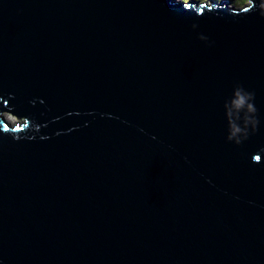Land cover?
<instances>
[{"label":"water","instance_id":"95a60500","mask_svg":"<svg viewBox=\"0 0 264 264\" xmlns=\"http://www.w3.org/2000/svg\"><path fill=\"white\" fill-rule=\"evenodd\" d=\"M0 264H264V0H0Z\"/></svg>","mask_w":264,"mask_h":264},{"label":"rangeland","instance_id":"374dc122","mask_svg":"<svg viewBox=\"0 0 264 264\" xmlns=\"http://www.w3.org/2000/svg\"><path fill=\"white\" fill-rule=\"evenodd\" d=\"M208 3H211L213 0H206ZM210 1V2H209ZM250 0H230L231 5H238V6H243L246 3H249ZM5 115L10 118L13 122L17 121V118L14 115H11L9 113H5Z\"/></svg>","mask_w":264,"mask_h":264},{"label":"bare ground","instance_id":"6f19581e","mask_svg":"<svg viewBox=\"0 0 264 264\" xmlns=\"http://www.w3.org/2000/svg\"><path fill=\"white\" fill-rule=\"evenodd\" d=\"M199 1H201V2H207L206 0H199ZM223 1H225V2H227L228 0H223ZM230 1V0H229ZM210 2V1H209ZM250 2H251V0H250ZM249 2V3H250ZM208 3V2H207ZM211 3H213V1L211 2Z\"/></svg>","mask_w":264,"mask_h":264}]
</instances>
